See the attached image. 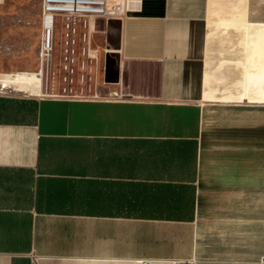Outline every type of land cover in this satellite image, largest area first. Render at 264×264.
I'll use <instances>...</instances> for the list:
<instances>
[{"label": "crops", "instance_id": "1", "mask_svg": "<svg viewBox=\"0 0 264 264\" xmlns=\"http://www.w3.org/2000/svg\"><path fill=\"white\" fill-rule=\"evenodd\" d=\"M105 28L115 82L0 92V264H264V0Z\"/></svg>", "mask_w": 264, "mask_h": 264}, {"label": "rangeland", "instance_id": "2", "mask_svg": "<svg viewBox=\"0 0 264 264\" xmlns=\"http://www.w3.org/2000/svg\"><path fill=\"white\" fill-rule=\"evenodd\" d=\"M41 15L42 0H4L0 4V72L5 74H17L19 72H33L40 63L39 51L41 43ZM122 15V14H121ZM119 15V16H121ZM119 19L118 16L110 18ZM74 39L76 59L71 65L74 69H65L64 49L66 31L60 25L56 29L55 57L50 70L49 79L51 92H58V88L64 85L92 88L109 85L103 80L104 60L108 52L103 39V31L106 30L105 18H98L96 28L89 26V17L76 18ZM24 33V35H23ZM92 36V38H90ZM99 39V40H98ZM99 43H98V41ZM95 41L96 44H95ZM89 42L97 50L89 49ZM99 60V61H98ZM99 62V63H98ZM69 63V61H67ZM68 76V80H65ZM72 79V81H71ZM45 84V85H46ZM0 92L10 95L30 96V92L19 91L13 88H2ZM87 92V90H86ZM32 97V96H31Z\"/></svg>", "mask_w": 264, "mask_h": 264}, {"label": "built area", "instance_id": "3", "mask_svg": "<svg viewBox=\"0 0 264 264\" xmlns=\"http://www.w3.org/2000/svg\"><path fill=\"white\" fill-rule=\"evenodd\" d=\"M127 0H42V15H41V43H40V68L36 71L38 75L41 76L43 80V87L39 94L29 93L30 96L44 97V96H68L70 94V88L73 89L75 86L64 85L61 92H51V88L46 82V77L49 78L50 70L54 60V51L56 44V29L60 25L66 31L65 49H64V59L65 69L73 72L74 69L71 65L76 59V48L74 32L76 29V18L89 17L90 29H93V34L96 28V20L98 18H105V20H110L112 17L118 16L119 18L123 15L125 10V3ZM104 34V31H103ZM92 38V36L90 37ZM95 51L96 56L97 50L89 42V49ZM108 51V45L105 44ZM69 61V63H67ZM99 61V60H98ZM99 63V62H98ZM32 73V72H25ZM65 80H68V76H65ZM72 81V79H71ZM46 84V85H45ZM47 91V92H45ZM50 93H49V92ZM78 95V94H74ZM172 264H193L192 262H185L181 260H173Z\"/></svg>", "mask_w": 264, "mask_h": 264}, {"label": "bare ground", "instance_id": "4", "mask_svg": "<svg viewBox=\"0 0 264 264\" xmlns=\"http://www.w3.org/2000/svg\"><path fill=\"white\" fill-rule=\"evenodd\" d=\"M0 83L4 89L13 88L19 91H28L32 94H39L43 87L41 76L34 71L32 73H25L23 71L16 75L12 73L2 74L0 75Z\"/></svg>", "mask_w": 264, "mask_h": 264}, {"label": "water", "instance_id": "5", "mask_svg": "<svg viewBox=\"0 0 264 264\" xmlns=\"http://www.w3.org/2000/svg\"><path fill=\"white\" fill-rule=\"evenodd\" d=\"M109 63H107V79L106 82H115V80H112L111 78L108 77V73H109Z\"/></svg>", "mask_w": 264, "mask_h": 264}]
</instances>
